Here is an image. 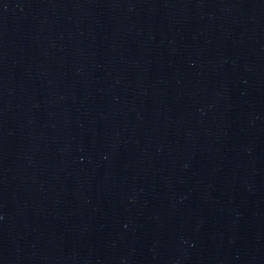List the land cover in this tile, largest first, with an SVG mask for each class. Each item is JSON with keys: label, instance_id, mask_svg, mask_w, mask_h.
Wrapping results in <instances>:
<instances>
[{"label": "water", "instance_id": "obj_1", "mask_svg": "<svg viewBox=\"0 0 264 264\" xmlns=\"http://www.w3.org/2000/svg\"><path fill=\"white\" fill-rule=\"evenodd\" d=\"M0 264H264V0H0Z\"/></svg>", "mask_w": 264, "mask_h": 264}]
</instances>
